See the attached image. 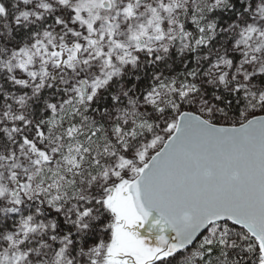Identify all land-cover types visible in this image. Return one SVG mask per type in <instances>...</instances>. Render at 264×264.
<instances>
[{"label": "snow or ice", "instance_id": "obj_1", "mask_svg": "<svg viewBox=\"0 0 264 264\" xmlns=\"http://www.w3.org/2000/svg\"><path fill=\"white\" fill-rule=\"evenodd\" d=\"M0 264H264V0H0Z\"/></svg>", "mask_w": 264, "mask_h": 264}]
</instances>
